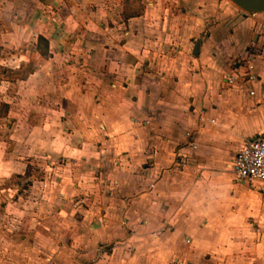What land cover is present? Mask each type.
I'll return each instance as SVG.
<instances>
[{
  "label": "crops",
  "instance_id": "obj_1",
  "mask_svg": "<svg viewBox=\"0 0 264 264\" xmlns=\"http://www.w3.org/2000/svg\"><path fill=\"white\" fill-rule=\"evenodd\" d=\"M263 132L264 13L0 0V264H264Z\"/></svg>",
  "mask_w": 264,
  "mask_h": 264
},
{
  "label": "built area",
  "instance_id": "obj_2",
  "mask_svg": "<svg viewBox=\"0 0 264 264\" xmlns=\"http://www.w3.org/2000/svg\"><path fill=\"white\" fill-rule=\"evenodd\" d=\"M190 145L193 146L194 143ZM180 163L184 165L186 161L181 160ZM232 172L238 181L257 186L264 195V132L248 140L238 151L232 164Z\"/></svg>",
  "mask_w": 264,
  "mask_h": 264
},
{
  "label": "water",
  "instance_id": "obj_3",
  "mask_svg": "<svg viewBox=\"0 0 264 264\" xmlns=\"http://www.w3.org/2000/svg\"><path fill=\"white\" fill-rule=\"evenodd\" d=\"M248 14L264 13V0H230Z\"/></svg>",
  "mask_w": 264,
  "mask_h": 264
},
{
  "label": "rangeland",
  "instance_id": "obj_4",
  "mask_svg": "<svg viewBox=\"0 0 264 264\" xmlns=\"http://www.w3.org/2000/svg\"><path fill=\"white\" fill-rule=\"evenodd\" d=\"M40 173V172H39ZM35 176H37L38 177V174H34ZM252 188H254L258 193H260L259 192V190L257 189V186H255V187H253V186H251ZM259 216H257V218H258ZM260 221V220H259ZM254 221L252 220L251 221V225H253V227H252V229L256 232L259 228L261 229L262 227L261 226H259V225H256V226H254V223H253ZM262 226H263V231H262V234L264 233V220H261L260 222H259ZM258 232V231H257ZM259 233V232H258ZM262 240V239H261ZM257 243H259L260 242V240L258 241H256ZM226 246V248H230V249H232V247H242V248H244V246L245 245H237V244H227V245H225ZM246 246H249L248 244L246 245Z\"/></svg>",
  "mask_w": 264,
  "mask_h": 264
},
{
  "label": "trees",
  "instance_id": "obj_5",
  "mask_svg": "<svg viewBox=\"0 0 264 264\" xmlns=\"http://www.w3.org/2000/svg\"><path fill=\"white\" fill-rule=\"evenodd\" d=\"M127 4L129 5V3H127ZM140 14H142V11L139 9L138 12H136V13H134V12H128V14H127L126 17H127V19H129V18H132L134 16H138ZM15 75H16V78L17 79H23L25 77V75L24 74H21V73H16ZM3 107H4L5 110H2L1 113L2 114H6V109L8 107H6V106H3Z\"/></svg>",
  "mask_w": 264,
  "mask_h": 264
}]
</instances>
